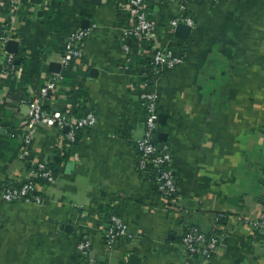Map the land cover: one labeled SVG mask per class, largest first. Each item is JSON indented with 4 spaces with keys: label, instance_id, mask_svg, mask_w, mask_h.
<instances>
[{
    "label": "crops",
    "instance_id": "1",
    "mask_svg": "<svg viewBox=\"0 0 264 264\" xmlns=\"http://www.w3.org/2000/svg\"><path fill=\"white\" fill-rule=\"evenodd\" d=\"M23 1L9 24L18 43L13 55L32 68L41 62L44 84L69 34L90 29L72 66L78 74L56 85L44 109L77 116L92 111L96 123L66 144L63 131L39 128L23 162L17 158L28 111L23 102L37 95V85L25 89L14 117L5 116L21 124L14 150L2 151L8 158L0 161V182L23 181L33 164L50 165L56 178L38 185L41 204L0 198V264H78L83 239L97 264H201L198 257L186 259L181 236L190 225L216 233L220 214L225 236L207 264H264V231L239 220L257 217L264 198V0H187L183 13L176 3L146 0L157 46L181 58L162 70L154 87L162 116L155 139L172 154L177 212L136 171L134 141L145 118L138 66L150 56L125 34L127 0ZM180 14L194 22L187 41L176 39L169 24ZM123 45L132 53L127 69ZM4 58L0 52V65ZM10 102L7 88H0V105ZM111 214L136 237L108 248L104 229Z\"/></svg>",
    "mask_w": 264,
    "mask_h": 264
},
{
    "label": "built area",
    "instance_id": "2",
    "mask_svg": "<svg viewBox=\"0 0 264 264\" xmlns=\"http://www.w3.org/2000/svg\"><path fill=\"white\" fill-rule=\"evenodd\" d=\"M168 3H176L179 11L186 10L187 0H164ZM219 0H213L217 3ZM236 1V0H230ZM23 0H0V52L4 54V62L0 69V76H14L19 73V66L16 65V58L13 54L5 51L8 41H11L9 33L10 22L23 8ZM123 8L128 12L131 19L130 29L125 34L136 40L139 44L146 46V54L149 57V73L146 66H138L144 82L143 90L139 93V101L144 105L145 118L143 121L142 136L134 141V148L137 154L136 171L138 175L148 182L153 191L160 197L168 201V210L179 211L178 207V187L176 184L174 171L172 169V154L166 143L157 142L155 131L158 122V94L154 87L157 84L160 73L164 68H172L181 63V58L175 57L170 51L157 46V36L154 33V23L149 18L146 0H127ZM170 27L176 28L178 25H186L190 29L194 28L193 20L184 14L170 21ZM90 34V29H76L72 31L64 42L60 54V69L67 67L71 62H77L82 58L79 43ZM123 65L127 69L132 62L130 47L122 46ZM62 80L60 73L51 74L38 95H33L24 100L27 106V116L23 123L20 147L17 158L23 161L28 157L29 146L33 134L43 127L56 128L62 131L63 140L66 143L77 142L78 133L91 128L96 123V116L92 111H85L77 116L69 111L54 110L47 111L43 107V101L48 100ZM55 172L50 165L33 164L29 166L27 177L16 184L0 182V198L4 202L14 203L19 201L41 204L43 197L37 192V179L44 185H51L55 182ZM224 214L217 216V232H206L197 225H190L181 236L180 245L184 251L186 259L198 257L201 264H207L215 254L221 239L225 236V228L220 223L224 219ZM242 225L247 226L252 231H264V198L260 203V212L257 217L239 218ZM136 235L128 228L127 224L116 214H111L104 229V239L108 248L114 246L120 239L133 240ZM90 242L83 239L78 244L79 260L78 264H97L90 257Z\"/></svg>",
    "mask_w": 264,
    "mask_h": 264
},
{
    "label": "trees",
    "instance_id": "3",
    "mask_svg": "<svg viewBox=\"0 0 264 264\" xmlns=\"http://www.w3.org/2000/svg\"><path fill=\"white\" fill-rule=\"evenodd\" d=\"M141 64L146 66V72L149 73V61L147 60ZM72 66L73 62H71L67 67L61 68L60 70V76L62 77V81L64 82V84H69L70 81L73 80L78 74L77 71H72ZM1 67L2 64L0 65V69ZM19 67L21 68V73L18 81H16L14 76H0V88H7V97L11 100L10 103L0 105V124L1 127L5 129V134L0 136V161H5L8 158V155L3 154V150H6V152L11 153L16 147V134L18 132H16V130L18 129V127L20 129L19 124H21V121L17 120H14L13 123L4 121L5 116L14 117V115L18 112L20 101L23 100L25 89L28 86L32 84L35 86L37 85L36 92L38 95L39 91L44 85V81L39 79V75L42 72H46V67L42 66L41 62L37 63V65L32 68L30 62L22 58L20 59ZM50 76L51 75H48V78H50ZM46 100L43 101V107H45L44 105ZM24 121H22V124L24 123ZM80 133H78L77 138L79 137ZM3 141L5 143L4 145H2ZM58 160L59 157H56L55 162L57 163ZM33 181L38 184H43L42 181L37 179H34ZM220 222L222 223L223 219H221ZM195 258L196 257L190 259V261H193Z\"/></svg>",
    "mask_w": 264,
    "mask_h": 264
},
{
    "label": "water",
    "instance_id": "4",
    "mask_svg": "<svg viewBox=\"0 0 264 264\" xmlns=\"http://www.w3.org/2000/svg\"><path fill=\"white\" fill-rule=\"evenodd\" d=\"M41 0H31L32 3L39 4ZM190 27L186 25H178L175 30H174V36L176 39L182 40V41H187L190 35ZM18 49V43L15 41H8L6 46H5V51L11 54H16ZM178 53L180 51H177ZM16 65H19V62H15ZM49 72L51 74H58L60 73V65L58 63H50L48 66ZM162 116H158V122L161 120ZM63 133L67 132V128H64ZM132 258V257H131Z\"/></svg>",
    "mask_w": 264,
    "mask_h": 264
}]
</instances>
